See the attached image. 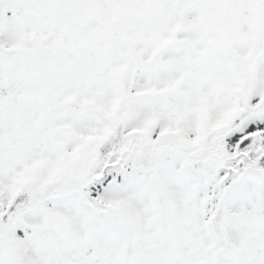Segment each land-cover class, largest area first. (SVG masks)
<instances>
[{"label": "snow or ice", "instance_id": "snow-or-ice-1", "mask_svg": "<svg viewBox=\"0 0 264 264\" xmlns=\"http://www.w3.org/2000/svg\"><path fill=\"white\" fill-rule=\"evenodd\" d=\"M0 264H264V0H0Z\"/></svg>", "mask_w": 264, "mask_h": 264}]
</instances>
